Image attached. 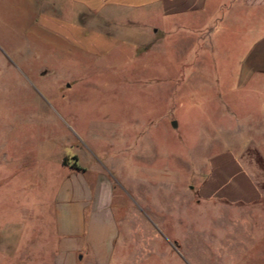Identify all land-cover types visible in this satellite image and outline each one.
<instances>
[{"label": "rangeland", "instance_id": "rangeland-1", "mask_svg": "<svg viewBox=\"0 0 264 264\" xmlns=\"http://www.w3.org/2000/svg\"><path fill=\"white\" fill-rule=\"evenodd\" d=\"M153 1L0 0V264H93L55 223L75 166L111 202L110 264H264L263 228L198 195L221 153L264 189V72L242 87L264 25Z\"/></svg>", "mask_w": 264, "mask_h": 264}, {"label": "crops", "instance_id": "crops-1", "mask_svg": "<svg viewBox=\"0 0 264 264\" xmlns=\"http://www.w3.org/2000/svg\"><path fill=\"white\" fill-rule=\"evenodd\" d=\"M213 6L216 11H227V16H232V20L236 11V14L239 11L250 15L254 13L255 22L264 25L259 15V12H264V0L153 1V7L163 18L189 15L190 20L201 17L206 21L212 15L210 9ZM259 72H264V37L251 45L244 57L242 87H246L253 75ZM255 87L259 88L261 85L258 83ZM257 100L256 103L260 104L259 114L264 120V104ZM255 132H259L260 137L264 138L263 125L256 123V135ZM209 164V172L198 187L201 200L208 202L209 207L224 210L233 207L238 214L236 225L244 226L247 221H251V226L263 228L264 231V189L253 177L241 156L236 158L231 153H221L212 157ZM71 172L73 177L62 186L55 209L57 232L63 238L70 258H78L80 262L89 258L93 264H110L119 234L117 221L111 214V202L104 189L99 190L95 183L87 179L83 168L79 166V169H72ZM248 230L247 227L245 233Z\"/></svg>", "mask_w": 264, "mask_h": 264}, {"label": "water", "instance_id": "water-1", "mask_svg": "<svg viewBox=\"0 0 264 264\" xmlns=\"http://www.w3.org/2000/svg\"><path fill=\"white\" fill-rule=\"evenodd\" d=\"M173 126L176 127V123L175 122L173 123Z\"/></svg>", "mask_w": 264, "mask_h": 264}, {"label": "trees", "instance_id": "trees-1", "mask_svg": "<svg viewBox=\"0 0 264 264\" xmlns=\"http://www.w3.org/2000/svg\"><path fill=\"white\" fill-rule=\"evenodd\" d=\"M76 169H79V167L75 166Z\"/></svg>", "mask_w": 264, "mask_h": 264}]
</instances>
